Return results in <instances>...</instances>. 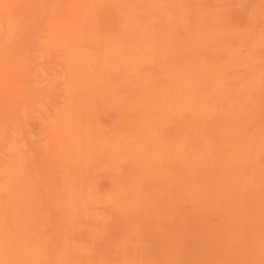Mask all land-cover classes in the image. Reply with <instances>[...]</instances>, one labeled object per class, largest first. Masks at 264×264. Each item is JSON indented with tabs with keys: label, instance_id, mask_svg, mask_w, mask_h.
<instances>
[{
	"label": "bare ground",
	"instance_id": "obj_1",
	"mask_svg": "<svg viewBox=\"0 0 264 264\" xmlns=\"http://www.w3.org/2000/svg\"><path fill=\"white\" fill-rule=\"evenodd\" d=\"M0 264H264V0H0Z\"/></svg>",
	"mask_w": 264,
	"mask_h": 264
}]
</instances>
